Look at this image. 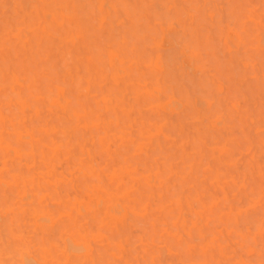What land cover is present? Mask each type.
Instances as JSON below:
<instances>
[{"label":"rangeland","instance_id":"obj_1","mask_svg":"<svg viewBox=\"0 0 264 264\" xmlns=\"http://www.w3.org/2000/svg\"><path fill=\"white\" fill-rule=\"evenodd\" d=\"M97 13L102 37L80 24ZM48 14L67 31H49ZM241 14L252 22L243 42L225 19ZM169 15L201 31L202 68L177 60L175 30L163 29L145 78L144 45ZM262 15L264 0H0V264L231 259L229 224L255 238L243 255L259 264ZM9 67L38 111L24 115ZM21 130L26 151L6 164ZM6 170L19 173L7 192ZM244 170L256 197L241 207L232 192ZM201 232L215 254L188 251Z\"/></svg>","mask_w":264,"mask_h":264},{"label":"snow or ice","instance_id":"obj_2","mask_svg":"<svg viewBox=\"0 0 264 264\" xmlns=\"http://www.w3.org/2000/svg\"><path fill=\"white\" fill-rule=\"evenodd\" d=\"M21 5H17L20 7ZM96 7L110 8L109 5H96ZM158 10H161L160 5L154 6ZM167 8L168 6H163ZM184 7H198V5H185ZM243 7V6H242ZM161 19L163 20V12ZM226 26L227 28L237 37L240 41L247 40L252 32V22L246 16L241 14L239 18H233L231 15L226 18ZM42 24L46 26L49 31L63 33L67 31V26L58 22L56 17L52 14H48L41 18L40 21ZM121 23L124 27L129 26V20L127 17L122 18ZM80 24L88 29V31L97 36L102 37L104 35L106 26L108 24L107 18L102 13H97L94 17L82 19ZM189 18L183 17L177 19L172 16H168L167 19L162 23L161 28H158L156 34L153 36L151 40L146 41L143 48V67L142 70L144 72L145 78H149L151 76V69L155 63L156 56V45L161 39V33L163 29H168L169 33L172 30H175V35L173 36V42L175 45L174 57L177 60L181 61H190L191 62V71L195 74L198 69L202 68L200 62L203 59L204 55V44L202 41V33L198 30L192 21L193 27L189 31L188 29ZM261 26H262V38H261V47H262V56H264V15L261 17ZM164 33V34H169ZM235 51V49H234ZM251 67V65H249ZM242 70L243 66H242ZM8 75L15 79V82L19 84L21 89L19 94V101L21 104L25 106L24 115L27 116L30 110L38 111V105L34 103V97L31 93H27L23 91L24 84L23 78L19 77V74L16 69L9 67ZM261 79L264 82V63L261 66ZM59 86V85H58ZM67 96V91H65L64 96L60 97V102L63 103L65 97ZM163 100L164 98L161 97ZM80 123H83L81 120ZM126 130H121V134H124ZM261 140H262V151H264V116H262L261 122ZM8 146L9 151L5 153L7 164L8 156L21 157L22 154L26 151L24 146V138L23 132L21 130V134L19 137L13 136L8 138ZM225 152H230V146H224ZM19 173L13 170H6L3 176L2 183L5 186V190L7 192V188L9 185L13 183V181L18 177ZM233 199L238 202L239 206L244 207L250 205L252 200L256 197V187L254 181L247 175V172H244V175L237 178L236 184L233 187ZM259 199L261 201V213H260V250L262 259L259 264H264V157L261 159V178H260V186H259ZM228 236L232 241L231 244L227 246L228 252L233 254L231 259H220V260H205V259H193L189 261L183 262V264H255V261L247 259L243 254L253 246L254 237L245 232V226L243 224L228 225ZM223 243V242H222ZM215 244V241L211 240V237L201 232L199 237L194 236L191 240L188 241V251L193 255L200 254L203 251H212L215 254V248L212 245ZM223 251V248H221ZM3 264H11V262H3ZM52 264H63L62 261H53ZM108 264H155L152 261L145 262H137V261H111Z\"/></svg>","mask_w":264,"mask_h":264},{"label":"bare ground","instance_id":"obj_3","mask_svg":"<svg viewBox=\"0 0 264 264\" xmlns=\"http://www.w3.org/2000/svg\"><path fill=\"white\" fill-rule=\"evenodd\" d=\"M64 10H66V9H64ZM195 11V10H194ZM238 12V11H237ZM201 16H203V15H201ZM238 16V15H237ZM239 17V16H238ZM199 19V18H198ZM203 20V19H202ZM199 22V21H198ZM202 22V21H201ZM77 27V26H76ZM252 34V33H251ZM130 39V38H129ZM129 42V41H128ZM34 43V42H33ZM210 43V42H209ZM212 44V43H211ZM215 44V43H214ZM34 45V44H33ZM49 45V44H48ZM70 45V44H69ZM72 46V45H71ZM210 47V46H209ZM220 48V47H219ZM208 50V49H207ZM19 52V51H18ZM217 53V52H216ZM8 56V55H7ZM211 57V56H210ZM68 58V57H67ZM67 58H65V59H67ZM64 59V60H65ZM212 59H215V57L213 58L212 57ZM68 60H70V59H68ZM65 61H67V60H65ZM210 61V60H209ZM214 61V60H213ZM69 62V61H68ZM64 63V62H63ZM215 63V62H214ZM30 64V63H29ZM211 64V63H210ZM216 64V63H215ZM218 64V63H217ZM15 65H17V64H15ZM214 65V64H213ZM218 66V65H217ZM18 67H20V66H18ZM222 68V67H221ZM26 70V69H25ZM223 70V69H222ZM19 71V70H18ZM214 71V70H213ZM220 71H221V69H220ZM21 72V71H20ZM219 72V71H218ZM19 73V72H18ZM35 73V72H34ZM234 73H236V72H234ZM29 74V73H28ZM30 75H31V73H30ZM34 75V74H33ZM218 75V74H217ZM216 75V76H217ZM37 76V75H36ZM218 76H220V75H218ZM9 79V78H8ZM222 79V78H221ZM31 80H32V78H31ZM255 81V80H254ZM11 84V83H10ZM260 84V83H259ZM69 86V85H68ZM72 87H74V86H72ZM76 87H77V85H76ZM76 87H74V89H76ZM206 87V86H205ZM76 91V90H75ZM74 106V105H73ZM174 106V105H173ZM9 113V112H8ZM34 115V114H33ZM36 123V122H35ZM54 124H55V122H54ZM61 124V123H60ZM33 125H34V123H33ZM173 132V131H172ZM170 133V132H169ZM247 133V132H246ZM172 137V136H171ZM221 140V139H220ZM235 147V146H234ZM133 150V149H132ZM155 156V155H154ZM226 158V157H225ZM226 159H228V158H226ZM245 171V170H244ZM247 171V170H246ZM226 174V173H225ZM250 174V173H249ZM227 176V175H226ZM198 181V180H197ZM199 183V182H198ZM181 188V187H180ZM144 191V190H143ZM148 193V192H147ZM138 195V194H137ZM171 197V196H170ZM192 198H193V196H191ZM194 198H196V197H194ZM208 204V203H207ZM195 206V205H194ZM223 209V208H222ZM214 213V212H213ZM190 217V216H189ZM191 218V217H190ZM150 219V218H149ZM222 224V223H221ZM211 226V225H210ZM196 232V231H195ZM207 232V231H206ZM211 232V231H210ZM209 233V232H208ZM188 238V237H187ZM115 239V238H114ZM28 261V260H27ZM30 262V261H29ZM28 263V262H27ZM33 264V263H32Z\"/></svg>","mask_w":264,"mask_h":264}]
</instances>
